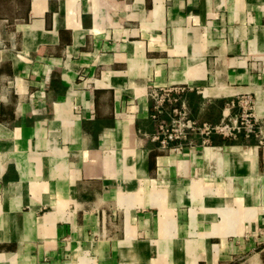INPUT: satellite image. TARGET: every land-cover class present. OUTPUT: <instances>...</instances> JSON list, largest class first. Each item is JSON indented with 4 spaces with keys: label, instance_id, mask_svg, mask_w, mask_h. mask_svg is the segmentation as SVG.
I'll list each match as a JSON object with an SVG mask.
<instances>
[{
    "label": "crops",
    "instance_id": "crops-1",
    "mask_svg": "<svg viewBox=\"0 0 264 264\" xmlns=\"http://www.w3.org/2000/svg\"><path fill=\"white\" fill-rule=\"evenodd\" d=\"M152 86L264 134V0H0V264H264V151L162 149Z\"/></svg>",
    "mask_w": 264,
    "mask_h": 264
},
{
    "label": "built area",
    "instance_id": "built-area-1",
    "mask_svg": "<svg viewBox=\"0 0 264 264\" xmlns=\"http://www.w3.org/2000/svg\"><path fill=\"white\" fill-rule=\"evenodd\" d=\"M188 88L151 87L149 98L153 104V119L159 121L163 115L168 122L160 121L158 131L152 137L165 150H182L194 146V137L202 138L203 144H209L211 137L217 134L225 139L255 138L264 151V134L260 120L255 115L256 103L251 95H242L233 102L238 112L223 119L218 124L201 123L192 119L185 94Z\"/></svg>",
    "mask_w": 264,
    "mask_h": 264
}]
</instances>
